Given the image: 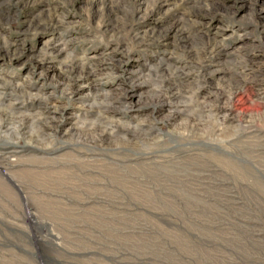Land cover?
I'll list each match as a JSON object with an SVG mask.
<instances>
[{
	"label": "rangeland",
	"instance_id": "1",
	"mask_svg": "<svg viewBox=\"0 0 264 264\" xmlns=\"http://www.w3.org/2000/svg\"><path fill=\"white\" fill-rule=\"evenodd\" d=\"M0 264H264V0H0Z\"/></svg>",
	"mask_w": 264,
	"mask_h": 264
},
{
	"label": "bare ground",
	"instance_id": "2",
	"mask_svg": "<svg viewBox=\"0 0 264 264\" xmlns=\"http://www.w3.org/2000/svg\"><path fill=\"white\" fill-rule=\"evenodd\" d=\"M74 71V70H73Z\"/></svg>",
	"mask_w": 264,
	"mask_h": 264
}]
</instances>
